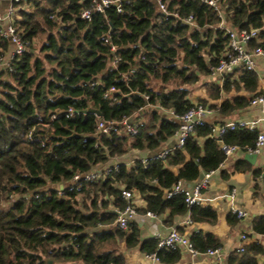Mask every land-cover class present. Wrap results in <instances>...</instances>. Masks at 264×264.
I'll return each instance as SVG.
<instances>
[{
  "label": "trees",
  "instance_id": "obj_1",
  "mask_svg": "<svg viewBox=\"0 0 264 264\" xmlns=\"http://www.w3.org/2000/svg\"><path fill=\"white\" fill-rule=\"evenodd\" d=\"M164 1L181 19L193 15L196 25L159 12L154 0H124L121 12L111 5L92 13L89 21L79 18L88 0L13 4V24L25 50L13 60L12 71L0 74V264H127L121 246L143 254L156 251L164 264L178 261L180 246L156 250L157 239H141L134 221L125 229L115 226V209L126 204L123 189L132 192L138 212L166 214L167 223L187 211L191 222L216 221L210 205L187 208L182 194L166 197L165 192L178 181L193 182L202 172L217 171L225 161L222 144H235L243 152L253 147L260 127L214 135L216 124L205 122L165 158H150L143 166L138 157L161 149L178 127L159 108L181 114L200 103L231 113L261 93L258 73L239 67L225 74L221 85L206 82L229 52L228 35L218 26L220 16L204 0ZM218 3L228 26L258 28L248 48L264 49V0ZM8 46L0 31V56ZM115 56L119 59L113 66ZM201 80L212 100L222 93L232 96L219 105L207 98L193 101L189 85ZM112 86V97H104ZM88 108L105 119L129 118L136 132L102 136L96 146L97 116L84 112ZM114 163L118 169L103 178L82 181L80 188L64 187L75 173ZM233 168L251 169L243 158ZM61 188L64 195L58 196ZM136 196L142 206L135 203ZM231 217L236 215L229 213L228 222ZM252 228L264 234V215L253 219ZM189 239L199 252L221 247L211 233L193 231ZM263 254L262 244L252 242L242 252H230L226 263L259 264L258 255Z\"/></svg>",
  "mask_w": 264,
  "mask_h": 264
},
{
  "label": "built area",
  "instance_id": "obj_2",
  "mask_svg": "<svg viewBox=\"0 0 264 264\" xmlns=\"http://www.w3.org/2000/svg\"><path fill=\"white\" fill-rule=\"evenodd\" d=\"M21 0H10V5L7 10L3 13L0 12V31L1 35L7 37V39L12 44V49L9 54L0 56V74L5 72L12 71V62L15 58L20 56L25 50V45L21 41L16 28L13 24V18L17 11V8L13 5L14 3H18ZM89 6L82 9L79 18L89 21L91 19L92 13L94 12H104V10L113 5L117 12L122 11V2L124 0H88ZM207 4L213 7V9L218 13L221 20L218 24L220 28H223L225 33L228 35L229 42V52L227 57H224L220 60L219 64L213 69L212 77L214 80L219 79L220 85L222 84V80L225 74L234 71L239 67L251 68L255 69V58L257 56H264V49L260 46H256L253 48H248L249 41L254 38L259 29L251 28V29H234L231 26H228L222 17L221 7L219 6V0H204ZM157 10L163 14H170L178 19L179 14L177 12H169L167 4L164 0H154ZM184 23L195 26V20L193 15H188L181 19ZM5 23L4 26L1 24ZM105 42L108 43L109 39L105 38ZM133 48L136 45L132 46ZM110 50L114 52L116 47L111 44ZM118 57H114L112 60V65L115 66L118 62ZM133 70H131L132 72ZM116 89L112 86L108 88L104 92V97L111 98L112 93H114ZM144 98L147 100L148 96L145 95ZM251 105H259L260 106V116L255 119L249 120H231L227 121L222 125L213 126L212 133L214 135H221L226 129H236V128H244V129H255L259 128L262 123L263 126L257 132L255 142L253 147H246L245 153H259L262 148H264V92H261L255 95L250 100ZM156 108L157 106H153ZM159 108V107H158ZM162 112L171 116L178 123L177 129L174 131L172 138L174 139L173 144L166 145L165 147L159 149L158 151L150 154L140 155L138 157L139 162L143 166H147L150 158H165L168 153L172 152L177 148H181L188 134L194 129L197 125H202L205 122H208V116L211 114V109L203 106L200 103H195L184 113H176L173 110L159 108ZM68 113L70 115L73 114L72 109H68ZM97 116V115H96ZM136 132L135 124H133L129 118H123L120 121L105 119L101 115L97 116L96 126L94 130V136L96 137L95 145L98 146L101 144L100 140L102 136L109 135L111 133H126L133 134ZM223 153L225 155V159L231 156L235 152H242L241 148L235 144H222L221 146ZM118 163H114L113 165H105L97 167L96 169L84 172V173H75L71 177V179L65 184L64 187H76L80 188L82 186V181L90 182L96 181L100 178H103L105 175L111 172V170L118 169ZM214 173L213 170L208 172H204L202 180L198 181L194 186L187 187L182 181H178L175 183L169 190H166L165 196L170 197L174 194H182L184 197V202L187 208L191 207L194 204H199L203 201L202 197V189L206 187L210 176ZM234 193V191H232ZM58 196H63L64 192L61 189L58 190ZM122 197L126 200V204L124 207L120 209H115L116 211V219L114 221L115 226L125 229L128 226L130 221H134L137 225H142L145 220H154L157 218V215L152 211L138 212L134 205L131 202V198L133 196L130 190L123 189L121 191ZM189 213V211H187ZM230 212L235 214L236 217L242 218L245 217L246 211L240 208H236L232 206L230 208ZM251 235V232L242 233L240 238L242 241L246 240L247 237ZM154 238L157 239L156 242V250L177 245L180 246L183 250H185L190 256L194 257L198 254L208 255L214 264H223V254L220 248H209L205 252H199L192 244L189 239V236L186 234L180 233L178 230L172 228L166 234H155ZM243 244L239 245L236 248L237 252H242L244 249ZM145 257L148 260V264H158L160 263V259L156 254V251L145 254ZM264 259V254L262 255ZM192 264V263H191Z\"/></svg>",
  "mask_w": 264,
  "mask_h": 264
},
{
  "label": "crops",
  "instance_id": "obj_3",
  "mask_svg": "<svg viewBox=\"0 0 264 264\" xmlns=\"http://www.w3.org/2000/svg\"><path fill=\"white\" fill-rule=\"evenodd\" d=\"M10 5V0H0V12L3 13ZM2 26L5 23L1 24ZM12 49V44L9 41L8 51L5 55L9 54ZM255 69L258 73V87L257 89L264 92V56H257L255 58ZM213 80L220 85L219 79L214 80L212 77L205 78V81ZM232 93H222L221 98L212 100L209 96L208 90L203 88L202 91H191L190 99L196 101L198 98H207L210 102L217 105L227 97H231ZM236 94H247L239 92ZM210 97V98H209ZM212 110V109H211ZM260 116V106L251 105L235 110L231 113L221 114L216 110H212L208 116V122L219 125L221 122L231 120H249L255 119ZM261 123L259 127H262ZM174 139L170 138L161 148L166 145L173 144ZM245 152H235L227 157L223 164L217 171L210 176L205 188L202 189L203 201L202 205H210L216 210L217 219L214 223L209 222H191L189 213L184 215H176L171 218L170 222L165 221V215H157L154 220H145L140 228L141 239L147 237H154L155 234H166L172 228L178 230L180 233L190 236L193 231H201L202 233H211L215 235L220 243V250L223 254V264L226 263L227 255L236 250V248L243 244L247 245L252 242L260 243L264 247V234H259L253 231L252 221L255 217L264 215V148L257 153L255 162L252 164L246 161L243 156ZM243 158L250 170L237 171L234 170V161ZM259 171L258 175L253 174V170ZM223 172L221 173V171ZM204 172L193 182L184 183L187 187L194 186L198 181L202 180ZM189 185V186H188ZM234 191V193L232 192ZM137 206L143 205L141 197L135 199ZM234 206L246 211L245 217L233 219L231 217L228 222L227 217L230 208ZM142 213V212H140ZM232 214V213H231ZM251 232V235L246 240L242 241L240 236L242 233ZM121 251L125 253L127 264H148L145 254L141 253L137 248L125 249L121 246ZM259 264L263 262L262 255H258ZM214 264L212 259L205 254H198L194 257L190 256L185 250L181 249V257L178 261L172 264ZM164 264V263H158Z\"/></svg>",
  "mask_w": 264,
  "mask_h": 264
},
{
  "label": "water",
  "instance_id": "obj_4",
  "mask_svg": "<svg viewBox=\"0 0 264 264\" xmlns=\"http://www.w3.org/2000/svg\"><path fill=\"white\" fill-rule=\"evenodd\" d=\"M84 112H92V113L96 114L97 116H100V115H101L100 112H99L98 110L93 109V108H88V109H87L86 111H84ZM256 157H257V154H255V153H245L244 156H243V158H244L246 161H248V162H250V163H252V164L255 162ZM188 186H189V185H188ZM48 262H50V260H48Z\"/></svg>",
  "mask_w": 264,
  "mask_h": 264
},
{
  "label": "rangeland",
  "instance_id": "obj_5",
  "mask_svg": "<svg viewBox=\"0 0 264 264\" xmlns=\"http://www.w3.org/2000/svg\"><path fill=\"white\" fill-rule=\"evenodd\" d=\"M38 44V43H37ZM189 87L192 89V91L196 92V91H202L203 88H206V90H208V84L207 83H204L203 80L195 83V84H192V85H189ZM189 98L191 97L190 94L188 96ZM213 110V109H212ZM140 156V155H139Z\"/></svg>",
  "mask_w": 264,
  "mask_h": 264
}]
</instances>
